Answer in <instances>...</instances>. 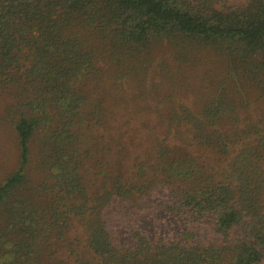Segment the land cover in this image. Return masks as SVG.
<instances>
[{
	"label": "trees",
	"instance_id": "1",
	"mask_svg": "<svg viewBox=\"0 0 264 264\" xmlns=\"http://www.w3.org/2000/svg\"><path fill=\"white\" fill-rule=\"evenodd\" d=\"M0 124V264L264 259V0H0Z\"/></svg>",
	"mask_w": 264,
	"mask_h": 264
},
{
	"label": "rangeland",
	"instance_id": "2",
	"mask_svg": "<svg viewBox=\"0 0 264 264\" xmlns=\"http://www.w3.org/2000/svg\"><path fill=\"white\" fill-rule=\"evenodd\" d=\"M199 61L201 62V61H203V59L200 58ZM201 75H202V72L196 71L192 75V77L189 79L188 86L190 88H192L193 86L198 88L199 85L196 84L197 83L196 81H197L198 76H201ZM150 103L151 104H155V102H153V101H150ZM119 104H120V106H127L130 109H133V107H136L137 105H141L137 101L133 100V98L130 97V96H128L127 101H122ZM149 118L152 119V117H149ZM126 119L127 118H124L121 122H124ZM130 123H131V125H134L135 124V120H132V121L130 120L129 124ZM131 134L133 135V132H131ZM137 142H138V139L136 140V143ZM11 146H12V142H11L10 136H9L8 133L5 132V130L3 128V125L0 124V174L3 173V165H4L3 163L6 160L7 154L9 152ZM141 152H143V151H141ZM6 165H8V164H6ZM258 264H264V259Z\"/></svg>",
	"mask_w": 264,
	"mask_h": 264
}]
</instances>
